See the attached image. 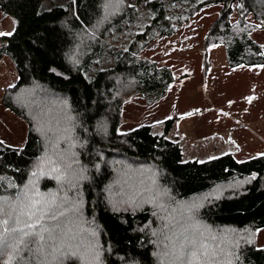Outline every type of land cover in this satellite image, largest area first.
<instances>
[{
	"label": "trees",
	"instance_id": "16d2710c",
	"mask_svg": "<svg viewBox=\"0 0 264 264\" xmlns=\"http://www.w3.org/2000/svg\"><path fill=\"white\" fill-rule=\"evenodd\" d=\"M208 7L205 46L264 66V0H0L16 22L0 60L18 72L2 102L28 130L21 147L0 139V233L22 230L4 234L0 264H186L187 222L206 228L210 264H264V154L184 162L172 121L122 132L129 97L175 81L158 43Z\"/></svg>",
	"mask_w": 264,
	"mask_h": 264
},
{
	"label": "rangeland",
	"instance_id": "374dc122",
	"mask_svg": "<svg viewBox=\"0 0 264 264\" xmlns=\"http://www.w3.org/2000/svg\"><path fill=\"white\" fill-rule=\"evenodd\" d=\"M210 10L212 9L209 7L205 8L192 19V22L183 26L178 39L177 37L163 38L158 43V50L155 52L158 54L153 58L159 61L161 66L170 68L175 81L162 96L149 98L138 93L129 97L122 110V132L126 135L139 127L158 123H162L163 126L157 129H162L164 125L172 121V128L166 138L180 144L184 162H206L228 153H232L237 161L242 162L264 154V140L258 135L253 125L249 127L248 131L251 133L249 137L255 140H247L248 137L246 140H187L188 133L194 131V127L201 126V122H207L204 113L197 116L196 122L193 119L190 121L188 112L191 113L193 109H196L197 104L217 109L214 106L216 102L212 96L210 81L214 80L218 83L220 71L222 78L227 77L225 76L226 71L222 68V62L227 60L224 48L213 45L205 46L208 21L206 16L209 15ZM251 20L254 19L251 18ZM15 25L13 17L0 10V33H12ZM202 26H204L203 30L200 29ZM198 30L200 33L197 32ZM252 37L262 44L264 50V28L254 32ZM182 39L185 41L182 42ZM193 44H198V47H195L197 50L193 49L190 52L183 50L187 45ZM258 80L264 81V76L255 79V81ZM17 81L18 72L13 61L8 56H3L0 60V139L10 146L21 147L27 137L26 124L21 121V117L12 113L2 102L5 89L13 86ZM255 89L254 86L251 90L255 91ZM24 95L26 96V94ZM183 111L187 114H181ZM211 125L214 130L219 127L213 122ZM211 125L209 130H211ZM242 181L250 183V179L247 178ZM239 185L241 184L236 183V187H240ZM228 186L229 184L218 186L203 196L216 198L219 192L223 193L228 190ZM186 226H193L195 232L193 230L189 232L185 240L190 247L195 244L197 248V235L203 237L204 233L208 232L205 227L201 228L194 222H187L182 227V231L186 229ZM258 237L263 239V234L260 236L258 234ZM185 256L181 258L187 260L186 253Z\"/></svg>",
	"mask_w": 264,
	"mask_h": 264
},
{
	"label": "crops",
	"instance_id": "0c3cea01",
	"mask_svg": "<svg viewBox=\"0 0 264 264\" xmlns=\"http://www.w3.org/2000/svg\"><path fill=\"white\" fill-rule=\"evenodd\" d=\"M222 68L226 71L227 77L222 78L220 71L219 82L210 81L212 96L216 102L214 106L217 109L197 104L192 114L188 112L190 121L193 119L196 122L197 116L204 113L207 122L200 121L201 126L194 127V131L188 133L187 140H246V137L247 140H255L249 137L251 133L248 129L251 125L264 140V91H262L264 81H255L264 76V66L232 67L225 60L222 62ZM254 86L256 89L252 91ZM248 97H253L251 102ZM181 114L187 113L183 111ZM212 122L219 125L216 130L212 129ZM210 125L211 130H209Z\"/></svg>",
	"mask_w": 264,
	"mask_h": 264
},
{
	"label": "snow or ice",
	"instance_id": "6c2138e0",
	"mask_svg": "<svg viewBox=\"0 0 264 264\" xmlns=\"http://www.w3.org/2000/svg\"><path fill=\"white\" fill-rule=\"evenodd\" d=\"M0 35H11V33H0ZM249 102L253 99V97L247 98ZM35 175V173H33ZM0 224L7 225L8 220L0 221ZM31 227V225H29ZM21 229H18L16 227L4 228L3 233H0V250H2L6 246V239H5V233L11 234L15 232H20ZM187 255V262L186 264H210V261L207 260L208 253L207 251H204L203 253H200V250L196 248L195 244H193L186 252ZM201 255H203L206 259L204 261L201 260Z\"/></svg>",
	"mask_w": 264,
	"mask_h": 264
}]
</instances>
